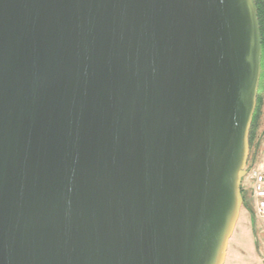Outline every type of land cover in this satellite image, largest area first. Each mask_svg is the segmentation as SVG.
Masks as SVG:
<instances>
[{
    "label": "water",
    "instance_id": "95a60500",
    "mask_svg": "<svg viewBox=\"0 0 264 264\" xmlns=\"http://www.w3.org/2000/svg\"><path fill=\"white\" fill-rule=\"evenodd\" d=\"M261 69L255 0H0V264H224Z\"/></svg>",
    "mask_w": 264,
    "mask_h": 264
},
{
    "label": "rangeland",
    "instance_id": "374dc122",
    "mask_svg": "<svg viewBox=\"0 0 264 264\" xmlns=\"http://www.w3.org/2000/svg\"><path fill=\"white\" fill-rule=\"evenodd\" d=\"M259 92L263 98V106L256 130V138L250 144L246 169L254 157L255 161H264V70L263 76L260 78ZM250 185L251 183L245 175L242 181V191L246 201L243 204L234 232L229 239L227 249V262L229 264H264V219L255 215Z\"/></svg>",
    "mask_w": 264,
    "mask_h": 264
},
{
    "label": "built area",
    "instance_id": "2783aa9c",
    "mask_svg": "<svg viewBox=\"0 0 264 264\" xmlns=\"http://www.w3.org/2000/svg\"><path fill=\"white\" fill-rule=\"evenodd\" d=\"M246 177L251 183V199L255 215L264 219V161H255L254 157L248 165Z\"/></svg>",
    "mask_w": 264,
    "mask_h": 264
},
{
    "label": "trees",
    "instance_id": "16d2710c",
    "mask_svg": "<svg viewBox=\"0 0 264 264\" xmlns=\"http://www.w3.org/2000/svg\"><path fill=\"white\" fill-rule=\"evenodd\" d=\"M255 3L257 7L258 19H259V24H260V32H261V40H262V71H261V77H262L263 70H264V0H255ZM262 106H263V98L259 92L257 106H256L253 122L251 125V130H250V137H249L250 144L256 138V130L259 124V118H260ZM243 197H244V204H245L246 198L244 194H243Z\"/></svg>",
    "mask_w": 264,
    "mask_h": 264
},
{
    "label": "crops",
    "instance_id": "0c3cea01",
    "mask_svg": "<svg viewBox=\"0 0 264 264\" xmlns=\"http://www.w3.org/2000/svg\"><path fill=\"white\" fill-rule=\"evenodd\" d=\"M227 258H226V261H225V263L224 264H229L228 262H227V260H228V251H227V256H226Z\"/></svg>",
    "mask_w": 264,
    "mask_h": 264
}]
</instances>
